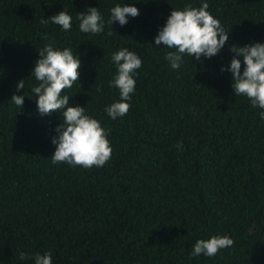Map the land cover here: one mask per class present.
Returning a JSON list of instances; mask_svg holds the SVG:
<instances>
[{"label": "trees", "instance_id": "16d2710c", "mask_svg": "<svg viewBox=\"0 0 264 264\" xmlns=\"http://www.w3.org/2000/svg\"><path fill=\"white\" fill-rule=\"evenodd\" d=\"M129 2L140 14L111 26L109 9ZM185 3L200 0H0V264H33L45 250L53 264H264V120L220 72L229 45L264 42V0H208L229 44L207 60L186 55L174 70L154 37ZM88 7L103 14L102 33L79 31L77 13ZM63 9L71 30L42 22ZM47 43L80 56L79 80L62 91L106 129L103 167L51 161L59 115L41 116L30 91ZM121 47L142 66L128 113L112 120L104 108L119 98L109 81ZM14 93L26 96L23 107ZM216 234L233 245L189 256L197 239Z\"/></svg>", "mask_w": 264, "mask_h": 264}, {"label": "clouds", "instance_id": "9594fccd", "mask_svg": "<svg viewBox=\"0 0 264 264\" xmlns=\"http://www.w3.org/2000/svg\"><path fill=\"white\" fill-rule=\"evenodd\" d=\"M208 8V0H200L198 7L185 3L182 9L172 8L163 26L158 28L154 47L169 49L165 59L171 69H179L186 55L191 57L192 62L207 60L221 53L229 44L230 32L225 30ZM109 12L108 23L112 26L118 22L121 27L129 22V18L140 14L138 7L131 2L117 3ZM72 19L63 9L47 19L43 18L42 22L59 26L61 31H69ZM76 19L82 33L95 35L105 29V19L98 7H88L86 11L77 13ZM109 34H113V31ZM229 50L234 55L226 65L221 66L220 72L231 74L230 86L235 96L247 98L253 109L260 110L259 118L264 120V42L229 45ZM37 52L39 56L34 61L30 75L36 81L30 84L36 110L41 116L56 112L60 119L53 128L55 135L51 138L55 146L52 163H65L73 168L80 166L85 169L103 167L112 152L106 129L99 120L86 113L85 106L70 103V95L62 91L71 89L74 82L79 80V54L74 55L71 48H58L52 43L44 44ZM111 62L115 66V73L109 81V87L117 89L119 98L106 105L104 111L109 118L116 120L129 111L135 92V77L142 66V59L137 52L121 47L111 54ZM24 80L17 82V92L24 89ZM25 97L24 94L14 93L10 101L23 107ZM174 146L180 148L182 142L178 141ZM232 245L233 240L227 235H211L207 239H197L189 256L211 258ZM19 257L21 260L27 258L23 252ZM31 259L33 264H53L50 250L35 252Z\"/></svg>", "mask_w": 264, "mask_h": 264}]
</instances>
